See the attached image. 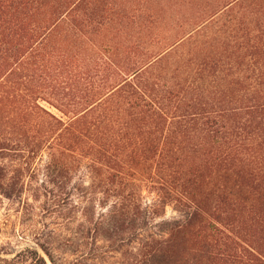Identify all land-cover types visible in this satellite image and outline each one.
I'll use <instances>...</instances> for the list:
<instances>
[{"label":"trees","instance_id":"16d2710c","mask_svg":"<svg viewBox=\"0 0 264 264\" xmlns=\"http://www.w3.org/2000/svg\"><path fill=\"white\" fill-rule=\"evenodd\" d=\"M134 1L0 0V194L22 200L46 158L63 211L87 168L80 246L39 241L52 264H264V0L164 33ZM29 255L50 264L0 262Z\"/></svg>","mask_w":264,"mask_h":264},{"label":"rangeland","instance_id":"374dc122","mask_svg":"<svg viewBox=\"0 0 264 264\" xmlns=\"http://www.w3.org/2000/svg\"><path fill=\"white\" fill-rule=\"evenodd\" d=\"M100 1L104 4L107 2V0ZM117 1L122 4L135 2L134 0ZM225 1L227 0H152L154 11L159 18L153 30L155 33L188 30L192 28L194 22L214 13ZM224 17H229V14H225ZM52 109L59 112L56 108ZM46 161V158L39 161L38 167L41 171L33 179V182L27 185L22 200L8 198L0 194V256L3 258H14L20 251L32 247L38 249L49 260L48 255L39 245V241L50 242L60 259L71 258L74 250L80 246L81 232L79 228L83 226L82 219L84 218L81 208L87 204L88 200H92L90 197H94L88 187L91 179L90 174L86 167L75 172L65 187V189L72 190L73 193L70 206L63 211L48 212V209L43 208L46 198L49 197V205H53L58 199L55 196L64 191V186L60 187V185H54L48 179L46 180L43 170ZM44 180L48 185L47 190L42 186ZM35 188H39V190H35ZM51 190L54 192L45 194ZM143 193L144 201L154 199V194L148 190ZM98 196L103 195L99 193ZM102 210L107 211L108 205L102 206L98 203L96 214L98 215ZM175 214L173 206H168L166 216L171 218ZM106 256L105 264H131V262L126 263L125 260H122L120 255L113 256L112 251H109ZM49 262L52 264L50 260ZM0 263L9 264L5 261ZM15 264L39 263L29 255L27 258L23 256V258L17 259Z\"/></svg>","mask_w":264,"mask_h":264}]
</instances>
